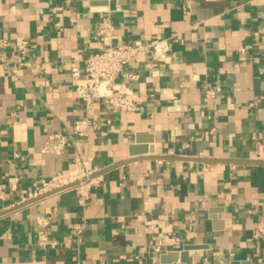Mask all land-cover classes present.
<instances>
[{"label": "crops", "instance_id": "obj_1", "mask_svg": "<svg viewBox=\"0 0 264 264\" xmlns=\"http://www.w3.org/2000/svg\"><path fill=\"white\" fill-rule=\"evenodd\" d=\"M182 3L0 0V35L29 41L26 65L2 50L16 73L0 70V264H159L186 244L191 264H264L252 234L264 220V0H193L189 14ZM103 19L115 44L170 41L164 65L126 66L132 113L99 97L85 110L74 88L70 68L98 50ZM172 97L187 111L170 112ZM52 132L71 136L61 154L40 151ZM75 156L101 178L84 205L70 189L19 202Z\"/></svg>", "mask_w": 264, "mask_h": 264}, {"label": "built area", "instance_id": "obj_2", "mask_svg": "<svg viewBox=\"0 0 264 264\" xmlns=\"http://www.w3.org/2000/svg\"><path fill=\"white\" fill-rule=\"evenodd\" d=\"M192 1L183 0L182 10L185 14H189ZM112 28L108 19H103L98 23L97 32L100 37L98 50L88 55L80 66H72L70 73L74 79L75 91L84 103L85 110L91 107L93 98L99 97L114 111L132 113L135 111V103L129 96L125 81L136 79L138 73L129 71L126 66L145 56L149 57V60L144 63L145 70H152L164 65L168 60L170 41L168 38L153 39L147 42L134 39L131 42L115 44L112 41ZM9 45L16 51L14 56L17 66H22L28 64L25 58L29 41L26 37L18 35L12 42H9L0 35V70H10L12 73H16V68L9 66L7 55L2 52ZM205 92L209 95L213 93L210 88H207ZM167 108L170 112L176 113L187 111V106L177 97L171 98ZM88 124L87 118L75 121L73 132L84 135V128ZM70 143L71 136L69 134L52 132L45 137L40 151L61 154ZM100 181V175L96 174V169L89 160L75 156L66 174L58 172L49 178H41L34 182L31 190L26 195L21 196L19 202L36 199L45 193L70 189L76 194L77 203L84 205L89 198L90 188L98 185ZM5 188L6 185L0 183V199L4 197ZM45 222L41 219L38 224H45ZM81 228V224L76 225L73 233L78 236ZM252 234L255 237L264 234V220L253 230ZM46 242V237L41 232L39 243L44 244ZM49 244L53 245V242H49Z\"/></svg>", "mask_w": 264, "mask_h": 264}, {"label": "water", "instance_id": "obj_3", "mask_svg": "<svg viewBox=\"0 0 264 264\" xmlns=\"http://www.w3.org/2000/svg\"><path fill=\"white\" fill-rule=\"evenodd\" d=\"M149 152H153V148L151 146L149 147ZM134 153L135 152L132 151L130 152L131 155ZM193 248H197V246L193 244H186L181 249L162 252L158 254L159 264H169L170 262H176V264H191V257L188 254V250ZM146 264H152V258L146 256Z\"/></svg>", "mask_w": 264, "mask_h": 264}]
</instances>
